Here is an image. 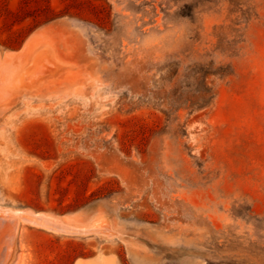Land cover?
<instances>
[{"label": "rangeland", "instance_id": "rangeland-1", "mask_svg": "<svg viewBox=\"0 0 264 264\" xmlns=\"http://www.w3.org/2000/svg\"><path fill=\"white\" fill-rule=\"evenodd\" d=\"M0 209L112 233L7 264H264V0H0Z\"/></svg>", "mask_w": 264, "mask_h": 264}, {"label": "water", "instance_id": "water-1", "mask_svg": "<svg viewBox=\"0 0 264 264\" xmlns=\"http://www.w3.org/2000/svg\"><path fill=\"white\" fill-rule=\"evenodd\" d=\"M20 222L60 234H100L105 236L112 234L109 227L102 224L100 219H96L90 224H76L68 216H58L30 210L0 209V229L4 227L6 231L2 254L0 256V264H7L11 256L13 238Z\"/></svg>", "mask_w": 264, "mask_h": 264}]
</instances>
